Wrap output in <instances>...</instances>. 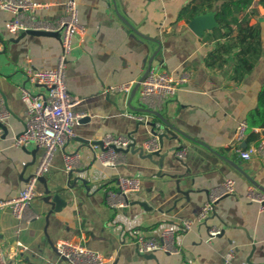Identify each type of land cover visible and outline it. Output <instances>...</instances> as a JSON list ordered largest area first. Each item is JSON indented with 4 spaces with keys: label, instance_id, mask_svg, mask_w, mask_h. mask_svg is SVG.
I'll return each instance as SVG.
<instances>
[{
    "label": "crops",
    "instance_id": "obj_1",
    "mask_svg": "<svg viewBox=\"0 0 264 264\" xmlns=\"http://www.w3.org/2000/svg\"><path fill=\"white\" fill-rule=\"evenodd\" d=\"M36 1L48 4L39 10L41 18L56 21L64 16L66 0ZM76 2L86 30L75 38L66 82L69 92L79 98L72 109L83 116L73 126L74 137L56 150L49 172L38 179V196L27 218H16L7 207L0 210V247L8 250L22 242L27 247L26 264H69L55 250L60 239L100 252L109 258L105 264H221L229 250L234 264H264V209L247 197L251 185L264 192V156L243 160L232 149L236 127L256 107L264 85V54L253 71L236 83L233 57L218 70L206 64L207 55L224 40L210 37L212 30L199 37L189 22L179 18L192 0ZM246 13L251 14L250 24L264 22L259 0ZM11 16L0 9V100L10 114L0 136L1 198L19 194L43 152L34 144H14L26 121L20 88L37 89L27 83L24 61L28 57L35 68L51 69L61 50L57 36L26 35L13 41L21 33L6 31ZM155 53L152 66L161 65L175 76L190 74L174 98L158 104L142 101L138 90L132 98L133 91L127 96L108 91L113 85L138 83ZM152 109L182 132L170 130L159 155L143 148L153 134L147 122L161 125L156 128L159 133L167 128ZM106 134L133 136L134 145L117 167L104 166L95 156L101 146H94ZM66 153L78 155L71 172L65 169ZM119 176L139 177L141 187L130 194L127 206L115 209L107 203L106 190L116 185ZM229 177L236 181L235 193L220 199L204 222L179 232L178 253L155 251L149 257L137 251L132 243L136 231L153 235L164 224L176 226L195 218L208 194ZM56 192L65 201L59 211L47 202ZM34 214L39 217L28 220ZM211 228L221 233L208 242Z\"/></svg>",
    "mask_w": 264,
    "mask_h": 264
},
{
    "label": "built area",
    "instance_id": "obj_2",
    "mask_svg": "<svg viewBox=\"0 0 264 264\" xmlns=\"http://www.w3.org/2000/svg\"><path fill=\"white\" fill-rule=\"evenodd\" d=\"M47 5L36 0H0V9L12 15L5 25L8 34L17 35L28 30L57 32L61 46L57 65L54 68L37 69L31 65L28 57H26L22 67L27 83L32 87H37V89L32 90L26 85L20 88V97L25 105L26 121L23 131L15 137L14 144L18 147L34 144L41 147L43 152L35 171L19 194L12 198L0 197V210L7 207L18 219L27 218L26 215L31 203L38 196L36 190L38 179L49 172L56 150L74 137L73 126L83 116L72 109L79 102V98L72 95L68 90L66 70L69 57L76 46L75 38L83 36L86 28L80 22L76 0H66L64 16L56 21H49L39 16V10ZM189 79L190 74L187 72L175 76L162 68L161 65H155L151 67L146 78L140 82L137 92L142 101L156 100L158 104H161L174 98L179 88L188 83ZM136 84L135 81H130L113 85L108 91L127 96L133 91ZM9 116L4 102L0 100V122ZM137 118L145 120L143 116ZM254 131L258 135L257 140L247 143L249 133L246 120L240 121L236 127L235 143L232 149L243 160L264 156V127ZM2 133L3 129L0 127V136ZM101 141L103 145L95 153V156L104 166L117 167L124 163L125 150L129 149L133 143V136L132 134H106ZM243 143H247V145L243 146ZM98 146L95 145L94 147L98 148ZM159 147L158 136L154 134L143 143V148L150 153L156 152ZM182 155L183 151H180L178 156L181 157ZM64 160L65 169L68 172L73 171L79 161L78 155L74 153H66ZM140 187L139 177L119 176L116 185L106 190L107 203L115 209L123 208L129 204L130 194L137 193ZM235 190V179L226 178L208 194L207 201L202 205L195 218L184 219L176 226L164 224L153 235H146L138 230L132 243L140 254H150L155 251L178 253L179 248L176 240L179 232H188L195 224L204 222L212 214L218 201L234 194ZM247 197L259 203L261 209H264V192L256 186L251 185L248 188ZM38 217L34 214L28 220ZM220 233V229L211 228L207 241L210 242ZM54 247L58 256L65 259L69 264H105L109 260L100 252L69 239L58 240ZM26 250L27 247L20 241L8 250H3L0 247V264H26L23 260V253ZM221 264H234L232 250L226 252Z\"/></svg>",
    "mask_w": 264,
    "mask_h": 264
},
{
    "label": "trees",
    "instance_id": "obj_3",
    "mask_svg": "<svg viewBox=\"0 0 264 264\" xmlns=\"http://www.w3.org/2000/svg\"><path fill=\"white\" fill-rule=\"evenodd\" d=\"M255 0H192L181 11L179 18L190 22L196 15L214 12L217 27L210 37L224 40L218 42L216 48L206 57V64L218 70L227 64L228 57L234 59L232 79L242 82L249 75L264 54V22L258 20L250 24L251 14L245 12ZM264 7V0H259ZM248 143L257 140L255 129L264 127V85L261 86L257 105L247 116Z\"/></svg>",
    "mask_w": 264,
    "mask_h": 264
},
{
    "label": "water",
    "instance_id": "obj_4",
    "mask_svg": "<svg viewBox=\"0 0 264 264\" xmlns=\"http://www.w3.org/2000/svg\"><path fill=\"white\" fill-rule=\"evenodd\" d=\"M126 24L132 29V26L130 24H128V22H126ZM189 28L199 37L203 36L204 33L206 31H210V30H213L214 28L217 27V21H216V18H215V13L212 11V12H208V13H205V14H199V15H196L190 22H189ZM135 32H137L136 30H134ZM138 33V32H137ZM26 35H36V36H45V35H48V36H57L59 37V33L57 32H46V31H36V30H28V31H25V32H22L21 35L15 40L13 39V41H18L20 38H23L24 36ZM0 41H1V38H0ZM157 53V52H156ZM156 53L151 57L150 59V63H149V66H148V69L146 71V73L144 74V76L139 80V82L136 84L135 88L133 89V92H132V95H131V98L135 95L136 93V90L137 88L139 87L140 85V82H142L147 74L149 73L151 67H152V64H153V60L155 58V55ZM150 112H152L153 114H155L156 116H158L161 121L166 125V130L165 132H162V133H159L156 131V128H160L161 125H158L153 123V122H147L148 125H151L152 126V133L154 135H157L158 136V140H159V150H157L156 152H154V154L156 155H159L160 152H161V149L163 148V141H164V138H167L168 137V134L170 133V130H175L176 132H179L180 134H182V132L177 129L176 127H174L172 124H170L159 112L157 111H154V110H149ZM87 120V119H86ZM0 127L5 131L6 130V127L4 125L3 122H0ZM98 145L102 146L103 143L102 141H99L97 142ZM134 143L131 144V146H133ZM247 144L244 143V146H246ZM128 150V149H127ZM125 150V151H127ZM231 164L237 168L238 170L241 171V169L235 165L233 162H231ZM42 177H40V179H42ZM251 181L253 182V180L251 179ZM49 194V193H48ZM48 203H50L51 205H53V209L54 211H59L60 209V205L61 204H64L65 201L61 198L60 196V192H56L55 194H50L49 195V200H47ZM149 257H154L153 254H149L148 255Z\"/></svg>",
    "mask_w": 264,
    "mask_h": 264
}]
</instances>
